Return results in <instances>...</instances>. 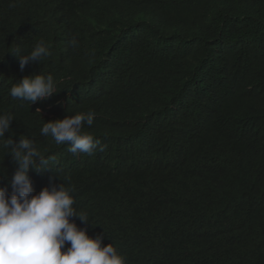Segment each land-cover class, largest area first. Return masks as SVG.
Listing matches in <instances>:
<instances>
[{
  "label": "trees",
  "instance_id": "16d2710c",
  "mask_svg": "<svg viewBox=\"0 0 264 264\" xmlns=\"http://www.w3.org/2000/svg\"><path fill=\"white\" fill-rule=\"evenodd\" d=\"M96 1L0 6V114L15 118L5 135L52 158L40 173L30 167L32 182L63 181L87 231H104L102 246L126 264H264V0H131L122 33L101 39L86 26ZM115 8L99 20L119 27ZM40 40L51 55L21 72L17 55ZM39 73L57 93L34 104L10 96ZM88 111L82 131L103 152L74 155L40 134ZM7 153L0 142V186L11 188ZM197 210L209 214L203 230Z\"/></svg>",
  "mask_w": 264,
  "mask_h": 264
},
{
  "label": "clouds",
  "instance_id": "9594fccd",
  "mask_svg": "<svg viewBox=\"0 0 264 264\" xmlns=\"http://www.w3.org/2000/svg\"><path fill=\"white\" fill-rule=\"evenodd\" d=\"M5 2L0 0V6ZM114 6L113 14L122 12L119 27L110 25L112 16L105 22L99 20L106 9ZM129 11H137L131 0H97L89 11L92 16L86 23L87 29L97 39H101L108 29L117 31L115 35L121 34ZM69 43L72 48L78 47L75 37ZM10 52L17 55L15 50ZM50 55L49 47L40 40L29 53L17 55L20 71L23 72L32 63L41 64ZM54 93L57 90L53 76L40 73L23 77L9 90L13 99L26 100L31 104ZM37 110L41 112L39 108ZM94 118L93 111L66 115L63 119L45 122L40 134L51 136L57 145H68V151L74 155L103 152L106 145L82 131L85 126L93 125ZM13 119L11 114H0V142L8 149L7 155L16 165L10 180L11 188L0 186V264H126L124 253L117 246L112 243L102 246L106 235L104 231L94 238L87 231L85 224L89 223L88 216L74 209L73 190L64 186L60 176V184L51 178L48 186L40 181L32 182L29 176L31 168L37 173L47 170L52 158L44 157L32 139L20 135L16 142L11 134L6 137V133H11ZM0 176L7 178V175ZM33 184L40 189L39 193H34ZM197 211V222L203 230L204 216L209 214Z\"/></svg>",
  "mask_w": 264,
  "mask_h": 264
},
{
  "label": "bare ground",
  "instance_id": "6f19581e",
  "mask_svg": "<svg viewBox=\"0 0 264 264\" xmlns=\"http://www.w3.org/2000/svg\"><path fill=\"white\" fill-rule=\"evenodd\" d=\"M132 171V170H131Z\"/></svg>",
  "mask_w": 264,
  "mask_h": 264
}]
</instances>
